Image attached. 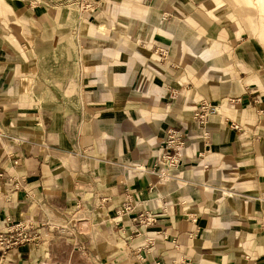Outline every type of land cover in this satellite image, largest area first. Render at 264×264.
I'll return each instance as SVG.
<instances>
[{"label":"crops","instance_id":"1","mask_svg":"<svg viewBox=\"0 0 264 264\" xmlns=\"http://www.w3.org/2000/svg\"><path fill=\"white\" fill-rule=\"evenodd\" d=\"M92 2L140 24L141 0ZM98 10L90 19L49 0H0V229L7 218L31 225L27 241L0 250V264H264V74L253 73L264 60H254L256 47L245 40L237 52V38L229 39L247 77L215 86L220 110L208 121L209 142L190 114L168 111L148 126L155 145L143 147L122 107L136 102L109 94L140 60L128 70L126 49L76 43L101 40L78 31ZM160 23L148 24L153 31ZM180 122L189 128V166L162 183L148 170L165 129Z\"/></svg>","mask_w":264,"mask_h":264},{"label":"rangeland","instance_id":"2","mask_svg":"<svg viewBox=\"0 0 264 264\" xmlns=\"http://www.w3.org/2000/svg\"><path fill=\"white\" fill-rule=\"evenodd\" d=\"M49 1L61 5L69 11H76L79 17L87 15V18L91 19L92 14L98 10L93 4L91 9L79 12L76 7ZM141 2L142 9L138 15L141 17L139 25L134 23L133 18L123 19V16H113V10L110 11L111 14H108L99 8L96 17L89 26L84 25L78 31L96 33L98 35L96 38H101V40L92 42L85 39L79 40L76 42L78 49L102 50L109 48L116 51L126 49V54H130L129 57H125L128 70L132 69L135 58L140 60L137 72L132 71L126 74V82L116 80L113 83L114 85L124 84V87L110 90L109 94L111 96L116 94L117 97L125 99V102H136V105L122 107L128 108L134 116L133 128L141 129V139L142 142H145L143 147L155 145L154 142L152 143L154 136L148 137V126L152 127L159 123L158 120L153 119L157 118L156 114L163 112L171 111V114H175L181 111L190 114L199 135L200 129L194 119L195 108L202 101L219 104L217 99L219 97L214 88L221 79L231 81L247 77V71L241 68V63L234 57L236 46L229 39L237 38V52H241V46H239L241 43L251 40L257 49L254 60L257 59L259 63H261V59L264 60V38H261L255 29V26L261 24L260 20L264 21V9L261 8V1L224 0V9L206 5L205 2L208 0H141ZM153 20H161L162 23L159 24V29L152 31L153 25L148 23ZM166 28L171 33L167 39L160 33V29ZM128 32L129 38L127 35L126 40L119 39L120 33ZM184 36H186L187 43L182 46L181 41L185 40ZM194 48H198L195 51L196 54H193ZM134 51L135 53H133ZM138 52L141 53V57L136 56L139 55ZM115 54L117 53H112V60H110L111 57H108L109 63L114 64L118 61L114 57ZM84 58L88 62L103 60L102 57H92L91 55ZM84 58H81L82 62L86 61ZM235 61L240 65H234ZM258 69L255 67L254 75L264 74V71H258ZM100 75H104V73ZM252 75L250 71L248 76ZM228 99L232 98H222L223 101H228ZM216 114L210 115L209 120ZM258 114L262 115L263 113ZM172 128L189 132V128L181 122ZM238 129H240L239 126ZM137 140L140 139L137 138ZM188 140H190L189 137ZM188 140L181 150L183 163H186L184 153L189 145ZM257 143H264V140L259 141L258 139ZM144 153L147 155L148 150ZM157 154L156 152L154 162L157 160ZM179 168L170 170L169 173L175 176Z\"/></svg>","mask_w":264,"mask_h":264},{"label":"built area","instance_id":"3","mask_svg":"<svg viewBox=\"0 0 264 264\" xmlns=\"http://www.w3.org/2000/svg\"><path fill=\"white\" fill-rule=\"evenodd\" d=\"M58 4H66L67 6L76 7L79 12L87 11L93 6L92 0H51ZM220 105L211 103L209 101H202L197 108H195L194 119L197 122V126L200 129V137L204 142H209L210 132L207 128L209 116L218 113ZM232 127L238 129L237 124H232ZM190 137L189 132L185 130H179L172 127L166 129V136L160 145V149L157 154V160L153 166L148 170L149 172L156 175L160 182H167L171 180L172 176L169 171L179 168L181 163V150L184 148V144ZM138 170L145 171V166H139ZM1 175V173H0ZM128 208V207H127ZM151 221V218H147ZM8 226L0 229V250L5 252L9 248L27 241L29 236L24 232L30 224L23 222L11 223L10 219L7 218Z\"/></svg>","mask_w":264,"mask_h":264}]
</instances>
